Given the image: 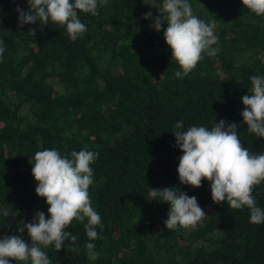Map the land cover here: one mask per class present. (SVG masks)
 Segmentation results:
<instances>
[{"label": "trees", "instance_id": "1", "mask_svg": "<svg viewBox=\"0 0 264 264\" xmlns=\"http://www.w3.org/2000/svg\"><path fill=\"white\" fill-rule=\"evenodd\" d=\"M188 2L214 24L218 53H204L177 78L182 69L164 39L167 24L152 27L163 0H106L96 15L78 11L87 31L75 41L51 20L20 27L16 9L29 11L28 0H0V237L17 234L30 243L26 229L18 233L19 221L30 222L37 211L50 218L35 191V153L86 149L99 153L89 195L103 239H88L87 218L73 220L66 230L78 237L79 251L68 241L59 251L42 248L51 264H264V223H251L247 206L214 203L206 179L201 187L181 184L183 152L172 133L177 121L182 130L211 129L224 119L239 125L246 148L264 153V137L250 134L241 115L250 77L264 75V16L242 0ZM169 187L197 198L207 215L196 228L167 230L169 205L150 193ZM252 195L264 209V182ZM89 242L96 260L88 259Z\"/></svg>", "mask_w": 264, "mask_h": 264}, {"label": "clouds", "instance_id": "2", "mask_svg": "<svg viewBox=\"0 0 264 264\" xmlns=\"http://www.w3.org/2000/svg\"><path fill=\"white\" fill-rule=\"evenodd\" d=\"M28 3L29 11L17 6L20 27L37 21L48 25L51 20L65 25L69 37L75 41L87 31L86 25L78 18V11L96 15L98 3H106V0H74V3L71 0H28ZM242 4L257 16H264V0H242ZM144 18H152V13H145ZM165 23L164 39L171 49L172 59L182 69L175 73L177 78L192 72L204 58V53L210 57L217 55L218 48L212 47L217 44L214 24L194 15L188 0H163L152 27L160 31ZM3 45L4 41L0 40V58L5 51ZM250 80L252 87L250 94L242 97L245 108L241 115L247 131L259 138L264 137V75H253ZM212 123L211 129L191 126L182 130L183 122L177 121L172 133L176 138L174 146L183 152L177 168L180 183L201 187L206 179L210 182L214 203L226 202L233 209L247 206L250 222L264 223V209L257 206L252 195L255 186L264 182V153H252L241 143L237 123L224 119ZM98 155L86 149L64 156L56 149L35 153L34 161H30L33 163L32 175L38 181L35 191L49 205L50 218L46 219L44 212L37 211L30 222L19 221L17 231L23 233L26 229L30 243L17 234L0 237V264H11V261L51 264L42 248L54 245L59 251L65 248V241L69 242L70 250L79 251L78 237L66 230L73 220L83 222L87 218L88 239H103L97 232V226L103 228L101 216L92 207L89 195V187L93 184L91 165ZM150 195L152 199L169 205L168 218L164 221L167 230L177 227L194 229L207 215L195 196L182 191L177 193L172 187L152 189ZM9 214V210L4 209L3 216L7 218ZM95 247L91 242L85 244L90 260L99 256Z\"/></svg>", "mask_w": 264, "mask_h": 264}]
</instances>
